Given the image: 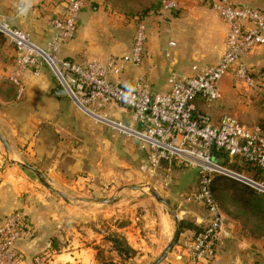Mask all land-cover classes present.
I'll use <instances>...</instances> for the list:
<instances>
[{
  "label": "crops",
  "instance_id": "obj_1",
  "mask_svg": "<svg viewBox=\"0 0 264 264\" xmlns=\"http://www.w3.org/2000/svg\"><path fill=\"white\" fill-rule=\"evenodd\" d=\"M232 1L264 9V0L261 5H256L254 0ZM188 2L189 10L179 13L162 10L160 0H88L75 32L62 43L59 55L79 62L91 58L104 60L113 54L128 55L133 46L136 24L142 19L147 23L149 33L145 57L140 64L130 65L117 79L133 85L136 78L144 74L153 93L166 92L170 89V70L191 73L195 64L218 60L225 48V22L203 2ZM67 5L68 0H0V11L11 15L15 26L28 31L38 43L46 46L56 33L53 19L63 14ZM212 19H218L220 24L216 25ZM170 41H175V45L170 46ZM14 52V46L0 33V76H4L0 81V132L12 149L15 144L18 148L21 146L22 154H31V163L43 171L51 186L34 178L28 168L9 161L6 146L4 151L0 144V217L17 208H24L27 212L28 228L18 241L23 250V264H32L33 256L38 252L50 255V264H96L95 246L104 235L96 228L100 227L99 219L102 223L105 215L108 218L106 207L97 205L104 201L90 197L73 198L61 189L76 186L82 176L87 179L88 189L90 185L99 186L104 180L110 182L112 175L117 182L121 180L118 176L122 178V172L115 163L122 167V158L123 163L126 158H133L136 163H129L131 168L126 175L133 179L118 187L119 194L111 196L113 202H104L113 207L120 205L123 203L119 198L121 194L144 191V186L136 184V179L141 171L138 164L143 154L147 158V153L137 138L93 120L67 93H56L59 81L46 64L37 65L24 74L27 91L18 98L17 86L8 77L14 69ZM243 60L254 68L264 66V46L251 50ZM229 76L233 80L231 75H224L220 80L221 97L218 100L211 105L202 98L196 100L198 108L210 113L215 121L222 113L228 112L227 98L234 96V91L226 93L224 89ZM110 113L116 118L130 120L125 109L111 108ZM250 170L257 173L256 166ZM195 172V168H181L171 186L163 188V192L157 187L167 203L157 198L162 204H154L147 195V202L154 205L153 213L146 207L139 215V209L135 208L131 221L123 227L129 238L139 239L151 250L153 260L173 238L178 219L184 213L189 211L197 215L193 219L198 222L208 221L206 208L204 214H199L186 209L185 200L179 198L181 189L191 182L193 184ZM53 189L66 195L59 191V198ZM170 202L178 204V218ZM138 204L134 202L131 207ZM166 206L170 207L169 212ZM101 212H104L103 216H100ZM231 221L233 235L220 239L203 264H264V237L250 233L237 218L232 217ZM192 232V229H184L180 239ZM181 245L176 244L172 255L169 250L160 264L174 259L184 261Z\"/></svg>",
  "mask_w": 264,
  "mask_h": 264
},
{
  "label": "built area",
  "instance_id": "obj_2",
  "mask_svg": "<svg viewBox=\"0 0 264 264\" xmlns=\"http://www.w3.org/2000/svg\"><path fill=\"white\" fill-rule=\"evenodd\" d=\"M213 9L227 26L225 48L218 60L195 64L193 72L170 70V89L153 93L144 74L133 85L117 79L130 65L140 64L146 54L147 23L138 19L133 46L125 56L110 55L106 59L91 58L79 62L61 57L59 49L77 28L80 13L88 0H68L65 12L53 19L55 35L46 46L17 26L13 17L0 11V33L14 46V69L8 74L17 86V97L27 91L24 74L37 65L46 64L54 72L68 96L90 118L105 123L123 135L139 140L147 153L151 174L175 166L195 168L199 188L188 199L205 206L208 221L180 247L184 261L169 260L167 264H203L213 253L216 243L234 233V224L224 212L212 191L215 174H224L264 193V132L242 122L235 114L224 112L218 121L198 108L196 100L207 104L221 97L220 80L232 75L234 83L253 87L260 82L243 57L251 50L264 46V9L238 4L232 0H202ZM162 10H179L180 0H160ZM175 41H170L174 46ZM169 54V53H168ZM4 76H0V81ZM111 108L129 112L130 120L114 117ZM220 151L229 158H240L257 167L256 174L225 164L214 156ZM167 174L163 184L169 185ZM28 228L24 208H17L0 217V264H23V250L18 241ZM48 254L37 253L33 264H50Z\"/></svg>",
  "mask_w": 264,
  "mask_h": 264
},
{
  "label": "rangeland",
  "instance_id": "obj_3",
  "mask_svg": "<svg viewBox=\"0 0 264 264\" xmlns=\"http://www.w3.org/2000/svg\"><path fill=\"white\" fill-rule=\"evenodd\" d=\"M188 1L189 0H180L181 8L179 10H174V11H178L179 13H185L186 11H188L189 10V8H188L189 2ZM195 1H197V0H195ZM199 2L201 3L203 1L199 0ZM254 3H256V5H261V3H263V0H254ZM203 4H205V3L203 2ZM206 8H208V7H206ZM208 9H210V8H208ZM143 11H146V9H144ZM2 12L7 13L5 11H2ZM139 14H141V13H139ZM212 21L216 25L220 24L218 19H215V20L212 19ZM251 68L253 70H256L257 72H259L260 74L264 75V66L258 65L257 68H254L253 66H251ZM231 77L233 78L232 75H231ZM226 80H227L226 81L227 83H226V86L224 88L227 90L226 93H229L230 90H232V92L234 91L233 92V95H234L233 98H232V96L230 99H229V96L227 98V111L235 114L239 119L242 120V122L247 123L248 125H251V126L258 127L260 130H262L264 132V84H263L264 80L261 78L260 82L257 83L256 85H254L253 87H249V86L245 87V86L236 85L234 83V79L232 80L230 78V76ZM0 144H2V148H3L2 150L5 151V145L1 139H0ZM13 149L11 151L6 149L7 150L6 151V157L9 161L14 162L13 160L16 159V160H22V161L30 162V163L32 162L31 161V159H32L31 154H22L21 146H20V148H18V146H16L14 144ZM142 157L145 160L142 158V160H140V162L138 164L139 169L141 171H140V173L138 172L139 173L138 174L139 179L138 178L136 179V181H138V182L140 181L141 183L137 182L136 184H142L144 186V189H143L144 191L134 190L133 193L121 194L119 198H121L123 203H121L120 205H117V206L115 205L114 207L110 204L106 205V204H104V202L100 203L98 205L96 203L97 206L106 207L105 212L108 216V218H107L105 215V220L102 223H101L102 219H99L100 220V225H99L100 227L96 228L104 234L101 242L96 244V246H95L97 249V253L99 250L104 255V257L98 259L96 256V259H97L96 264H150L151 261H153V255L151 254V250L147 246H145V244L139 242V239L129 238L128 235L126 234V232L124 231L123 227L125 225H128L129 222L131 221L130 217L136 213L135 208L139 209L137 211V214H139V215H140L141 211L146 210V207L150 209V213H153L152 209L154 208V205L147 202V195L151 196V199L155 202L154 204H156V202H158V204L161 206L162 203H160V201H158V199L156 197H153L151 195V193L153 192L152 187H154V189H156V190H157V187H159L160 190H162V192H163L164 191L163 188H165L166 186H168V187L171 186L172 181L176 180L177 173L180 172V169L183 167L186 168L188 166H182V167L175 166V167L171 168V170L162 169V170H160V172H158V174L154 175V174H151V172L149 170L147 158L144 157V154L142 155ZM222 160L225 161V162L223 161L225 164H227L231 167H234V168H236L237 165L239 168L245 167V166L240 165L243 160L238 159V158L231 159V158H228L225 156V157H222ZM123 162H124V159L122 158V167L119 163H115V165L118 166L119 170L122 172V178L118 176V178H120L121 180H119L117 182L115 180H113L115 177H113L114 175H112V176H110V177H112L110 182H108V180H104L103 182L100 183L99 186L90 185V187H89L90 189H88L89 184L87 183V179L84 176H82L80 183H78L76 186H74V187L69 186L68 189H66V190L61 189V190L68 192V194H70L73 198H89L90 197L94 200L95 199L101 200L103 198H109L115 194L118 195L119 194L117 191L118 187H120L123 183H127V181H128V183H130L129 181H131L133 179L131 177H130V179H128L127 178L128 176L126 177V175H128L127 170H129L131 168L129 166V163L130 162L136 163V160H134L133 158H126V160H125L126 163H123ZM15 163H17V162H15ZM189 168H191V167H189ZM242 168H240L239 170H241ZM29 170H30L31 175L34 178L38 179L45 186H48L39 178V176L33 170H31V169H29ZM244 171L248 174H251V175H253V172H254V170L251 171L248 169L247 170L245 169ZM250 172H252V173H250ZM167 174L171 175L170 183H169V185H164L163 181H164V178H166ZM194 174H195V180H194L193 184L191 182L190 185H187L184 189H181V191L179 193H182V194H179V198L181 200H185V203H183V205L185 204L184 207H186V209L190 208V210H193L199 214H204L206 212V209L202 204H200L196 200L188 199L189 195L192 192L197 191L199 188L198 173L195 172ZM254 174H255V172H254ZM131 183H134V182H131ZM154 184L156 186H154ZM52 191L54 192V194L56 196H58L60 198V193H59V191H57V189H53ZM111 202H113V201H111ZM134 202L139 203L138 205H135L137 207H131V204H133ZM170 203H171L170 204L171 208H173L175 211H177V209H179V206H177L178 205L177 203H174V204L172 202H170ZM166 208H167L166 210H168V212H169L170 207L166 206ZM103 213L104 212L99 213L100 216H103ZM177 214H175V217L178 218L179 216ZM109 215H110V217H109ZM195 216H197V215H192L191 212L187 211L186 213H184L182 215V217L181 216L179 217V220L182 218H185V220H187L188 222H191V220H193V218ZM228 217L230 219L232 218L230 215H228ZM141 218H142V216H141ZM139 220L140 219H137V223H140ZM136 226H138V225H136ZM113 232L121 233L123 236H125L129 242V244L133 247L134 251L130 252L129 254L120 253L115 248L114 241L110 240L108 238V236H110V234H112ZM141 232H143V231H141ZM193 232L190 235L188 234L189 236L184 235L185 238L182 240L179 237L180 240H178L177 243L183 244L185 242V240L190 239L194 235ZM176 244L170 249L171 255L173 254L172 251L175 248ZM38 253L45 254L43 252H38ZM97 253H96V255H97ZM36 254H34V256Z\"/></svg>",
  "mask_w": 264,
  "mask_h": 264
},
{
  "label": "trees",
  "instance_id": "obj_4",
  "mask_svg": "<svg viewBox=\"0 0 264 264\" xmlns=\"http://www.w3.org/2000/svg\"><path fill=\"white\" fill-rule=\"evenodd\" d=\"M252 74L256 78L264 80V75L256 70ZM214 156L221 160L222 157H228L223 151H220L219 154L215 153ZM240 165L245 166L243 168L240 167L242 168L241 170H250L255 167V165L246 160H243ZM236 168L240 169L238 165ZM212 191L226 214L239 219L250 233L264 237V193L239 180L219 173L213 176ZM205 225L206 223L198 222L196 219L191 220V222H188L185 218L178 219L180 230L192 229L194 235L204 229ZM108 238L114 241L115 248L120 253L129 254L134 251L127 238L121 233L113 232ZM96 256L98 259L104 257L99 250Z\"/></svg>",
  "mask_w": 264,
  "mask_h": 264
},
{
  "label": "water",
  "instance_id": "obj_5",
  "mask_svg": "<svg viewBox=\"0 0 264 264\" xmlns=\"http://www.w3.org/2000/svg\"><path fill=\"white\" fill-rule=\"evenodd\" d=\"M56 93H66V90L64 89L63 85L61 83H59L55 89ZM0 139L2 140V142L4 143V145L6 146V148L8 150H12V146L10 144V142L8 141V139L0 132ZM14 162H17L18 164L29 168L31 170H33L38 176L39 178L47 185L51 186V183L49 181V179L47 178V176L43 173V171L41 169H39L36 165L30 163V162H25L22 160H13ZM132 187H136V188H143V186H132ZM63 195H66L65 192L59 190ZM152 194L158 198L159 200L167 203V200L158 192V190L154 189V187H152ZM114 200V197H109V198H103L101 199V201L104 202H110ZM174 214H176V211L173 209ZM180 228L177 227L175 234L173 236V238L170 240V242L167 244V246L162 250L161 254L154 259L150 264H159L161 263L168 255L169 250L177 243V241L179 240L180 237Z\"/></svg>",
  "mask_w": 264,
  "mask_h": 264
}]
</instances>
